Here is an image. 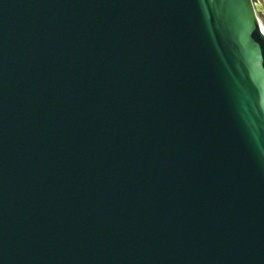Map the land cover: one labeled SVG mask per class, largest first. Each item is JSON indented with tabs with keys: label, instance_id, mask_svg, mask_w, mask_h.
<instances>
[{
	"label": "water",
	"instance_id": "1",
	"mask_svg": "<svg viewBox=\"0 0 264 264\" xmlns=\"http://www.w3.org/2000/svg\"><path fill=\"white\" fill-rule=\"evenodd\" d=\"M0 264H264L253 0H0Z\"/></svg>",
	"mask_w": 264,
	"mask_h": 264
},
{
	"label": "flooded vegetation",
	"instance_id": "2",
	"mask_svg": "<svg viewBox=\"0 0 264 264\" xmlns=\"http://www.w3.org/2000/svg\"><path fill=\"white\" fill-rule=\"evenodd\" d=\"M257 17L259 19L260 25L264 30V0H253Z\"/></svg>",
	"mask_w": 264,
	"mask_h": 264
}]
</instances>
